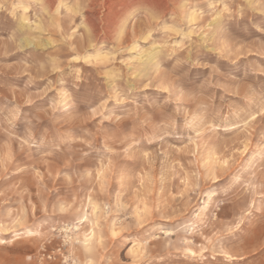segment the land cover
<instances>
[{"label": "rangeland", "instance_id": "1", "mask_svg": "<svg viewBox=\"0 0 264 264\" xmlns=\"http://www.w3.org/2000/svg\"><path fill=\"white\" fill-rule=\"evenodd\" d=\"M0 264H264V0H0Z\"/></svg>", "mask_w": 264, "mask_h": 264}, {"label": "bare ground", "instance_id": "2", "mask_svg": "<svg viewBox=\"0 0 264 264\" xmlns=\"http://www.w3.org/2000/svg\"><path fill=\"white\" fill-rule=\"evenodd\" d=\"M122 3V2H121ZM25 10V8L23 9V11ZM21 21H23V25H24V22L25 21H28V18L25 16V15H23L22 17H21ZM96 34V33H95ZM31 42L30 41H28L27 42V44H30ZM141 142V141H140ZM190 253L191 254H193V251L192 250H190ZM233 258V257H232Z\"/></svg>", "mask_w": 264, "mask_h": 264}]
</instances>
